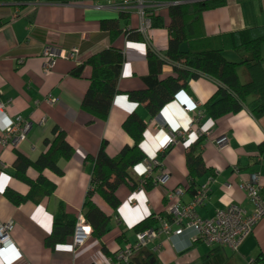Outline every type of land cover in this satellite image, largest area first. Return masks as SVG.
I'll use <instances>...</instances> for the list:
<instances>
[{
	"label": "crops",
	"instance_id": "obj_1",
	"mask_svg": "<svg viewBox=\"0 0 264 264\" xmlns=\"http://www.w3.org/2000/svg\"><path fill=\"white\" fill-rule=\"evenodd\" d=\"M194 1L204 0H180L179 3ZM119 3L120 0L65 3L34 0L22 3L25 8L19 11L17 5L20 3L0 1V102L10 119L20 117L32 123L26 138L17 146L0 142V222L10 221L13 226L9 232L13 248L7 250L8 264H126L118 263L115 257L103 253L101 243L114 253L119 247L116 241L119 234L124 233L127 242L133 244L135 225L150 215L167 213V193L185 184V146L196 138L194 132L197 130L203 132V161L215 173L211 176L208 196L204 204L196 208V214L200 218L210 217L229 204L245 209L250 207L247 191L240 187L253 173H257L255 122L248 109L244 107L236 113L211 119L203 104L213 96L217 86L206 77L190 79L186 89L153 118L141 104L130 102L124 95L128 90L145 87L142 77L148 72L147 44L159 52L166 49L167 3H153L145 8L153 9L163 21V26L145 31L139 30V9L134 4L127 6L130 12L127 26L139 30L144 41H130L120 34L113 42L122 50L124 60L118 79L120 93L114 96L105 121L93 119L81 109V101L88 88L89 69L85 68L81 78L69 74L79 63L80 53L75 57L56 56L51 67L43 70L45 47L59 51L87 42L91 43L89 47L100 45L106 37L105 33L99 32V21L116 17ZM97 4H101V8H95ZM245 29L251 30L250 0H224L222 5L202 12L198 31L213 36ZM92 33L96 35L90 40ZM90 49L81 51V59L90 55ZM224 55L240 59L238 54L229 50ZM171 74L172 69L166 64L162 77ZM238 75L241 81L245 80L241 67ZM48 95L57 98L58 102L50 104L44 101ZM187 105H192L193 109H184ZM131 112H136L147 122L140 143L146 159L157 163V153L173 141V146L160 162V168L153 171V175L165 174L166 181L155 182L153 188L145 189L139 182L145 170L144 163L136 164L129 170V182L117 190L120 204L115 211L111 212L99 197H93L96 205L111 215L102 241L91 237L75 252L70 236L54 249L45 246L44 238L50 232L57 202L62 201L68 212L76 214L83 206L93 167L87 156H94L103 140L108 156H114L123 146L132 144L121 127ZM41 119H45V123L36 126ZM54 127L65 132L74 152L70 159L61 161L62 175L44 171L55 182L52 195L38 202L11 203L3 194L5 188L21 194L28 191V185L13 175L12 163L16 153L36 159L45 150L44 140L52 137ZM221 135L227 136L228 144L218 148L214 139ZM27 174L31 178L36 176L31 168ZM209 177L206 174L202 180ZM132 184L136 185L132 187ZM183 198L184 202L189 200L186 195ZM180 227V234H159L153 242L133 252L128 263L148 264L145 257L151 255L159 264H260L259 220L235 250L202 242L187 220L181 221ZM0 264L5 263L0 261Z\"/></svg>",
	"mask_w": 264,
	"mask_h": 264
},
{
	"label": "trees",
	"instance_id": "obj_2",
	"mask_svg": "<svg viewBox=\"0 0 264 264\" xmlns=\"http://www.w3.org/2000/svg\"><path fill=\"white\" fill-rule=\"evenodd\" d=\"M0 1L20 3L17 5V9L22 11L25 8L22 3L34 0ZM57 1L65 3L81 0ZM179 1H150L168 4L167 15L169 20L165 28L167 46L164 51L159 52L151 44H147L148 72L142 77L145 87L124 92L125 97L132 103L141 104L148 116L153 118L167 103L175 99L179 92L186 89L190 79L206 77L214 81L217 86L213 96L203 104L204 111L211 119L227 113H236L244 107L254 116L251 30L245 29L213 36L201 34L199 33V26L202 12L222 5L224 0L187 3H179ZM129 15L128 10H119L116 17L101 19L99 32L105 33L106 39L95 47H93L94 45L89 47L90 42L79 46L80 55L84 48H91L90 55L84 59H81L79 55V63L69 72L72 77L81 78L85 68L89 69L88 88L80 106L93 119L105 121L114 96L120 93L118 79L124 55L121 49L113 45L114 40L123 34L127 40L144 41L139 30L127 26ZM146 15L150 20V28L163 26L161 17L154 14L153 9L147 10ZM95 35L96 33L90 34L89 39L91 40ZM228 50L238 54L240 59H227L224 53ZM166 64L170 65L172 74L162 77V69ZM239 67L244 71V81L239 79ZM146 126L147 122L140 115L131 112L123 120L121 127L132 140V144L123 146L116 155L108 156L103 140L97 153L94 156H87V159L92 161L93 167L89 188L80 212L83 220L91 227V237L99 241H102V237L108 229L111 215L101 210L93 197L97 196L103 200L111 212L117 209L120 204L117 190L121 185L129 182V170L146 159L140 148ZM194 134L196 138L185 146L184 151L187 174L185 184L182 186L181 200L184 202L183 196L186 195L189 199L186 203L192 201L200 185L204 183L203 177L206 174L211 177L215 173L206 167L203 161L201 150L203 134L197 135L195 132ZM44 145L45 150L33 160L20 152L16 153V158L12 163L13 175L28 185V191L21 194L5 188L3 194L11 203L19 205L25 201L38 202L42 198H48L52 195L55 182L47 177L44 171L48 170L55 175H62L61 161L70 159L74 148L67 141L65 132L57 127L53 128L52 137L44 140ZM172 146L173 141L157 153V163L153 165V171L160 168L161 160ZM30 168L36 172L34 178L27 174V170ZM155 178L156 175L153 174L146 177L142 174L139 182L145 189L149 190L154 187ZM136 184H132V187ZM76 216V213H70L66 210L62 201H58L50 232L44 238V245L54 249L56 246L65 243L67 238L73 234ZM163 217L171 221L167 213L158 216L150 215L135 225L134 230L140 232L149 228H157L159 220H162ZM116 241L119 247L114 253L109 252L106 245L101 243L103 253L114 257L116 252L127 242L125 234H119ZM145 260L148 264H159L157 259L151 258V255L146 256Z\"/></svg>",
	"mask_w": 264,
	"mask_h": 264
},
{
	"label": "built area",
	"instance_id": "obj_3",
	"mask_svg": "<svg viewBox=\"0 0 264 264\" xmlns=\"http://www.w3.org/2000/svg\"><path fill=\"white\" fill-rule=\"evenodd\" d=\"M129 4H134L139 9V16L141 19L139 30L145 31L150 28V20L147 18V7L151 6L153 2L150 0H120L117 8L118 10H127ZM101 4H97L95 8H101ZM44 54L46 56L43 64V70L47 71L53 64L56 56L75 57L79 54L77 46L70 49L55 50L54 48L45 47ZM44 101L50 104H56L58 99L50 95L44 98ZM186 110H192V105L184 106ZM45 119H41L36 123V126H42ZM32 123L26 119L15 117L9 118L4 110V105L0 102V142L17 146L23 141ZM197 135L203 134L202 130L195 132ZM173 135V134H172ZM214 144L218 148H223L228 144L226 135H221L214 139ZM144 163V177L153 174V163L148 159ZM166 175L160 173L156 175L155 182L164 183ZM212 177H209L202 183L197 190L196 195L191 202H183L181 196L183 194L182 187H177L169 190L167 193L168 204L166 205V212L170 216L171 221L161 220L157 228H149L135 234V242L133 244L126 242L121 249L115 254V260L118 263H128L133 252L139 250L141 247L147 246L153 242L159 234H180L182 227L181 221L187 220L188 225L192 226L196 231L199 240L207 245H218L221 247H228L230 249H237L243 239L250 233L254 224L258 221V196L257 188V173L250 176L249 181L240 184V187L246 189L249 202V209L242 208L237 204H229L224 209L216 211L212 216L200 218L195 211V208L204 204L205 199L209 193V185ZM179 225V226H178ZM12 222H0V261L5 264L9 263L8 249L13 248V242L9 236L12 229ZM175 227V228H173ZM91 227L83 220L81 212L76 216L74 231L71 236L72 249L75 252L82 247L91 238ZM253 263L252 260H250Z\"/></svg>",
	"mask_w": 264,
	"mask_h": 264
},
{
	"label": "rangeland",
	"instance_id": "obj_4",
	"mask_svg": "<svg viewBox=\"0 0 264 264\" xmlns=\"http://www.w3.org/2000/svg\"><path fill=\"white\" fill-rule=\"evenodd\" d=\"M227 59H229V60H235V59H233V57H229V56H225ZM235 57H237V55L235 56ZM237 60H238V58H237Z\"/></svg>",
	"mask_w": 264,
	"mask_h": 264
}]
</instances>
